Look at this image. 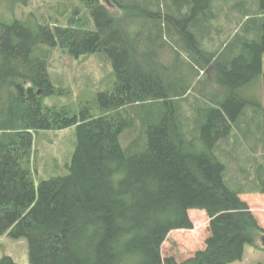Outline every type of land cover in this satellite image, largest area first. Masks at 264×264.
<instances>
[{
	"label": "trees",
	"instance_id": "1",
	"mask_svg": "<svg viewBox=\"0 0 264 264\" xmlns=\"http://www.w3.org/2000/svg\"><path fill=\"white\" fill-rule=\"evenodd\" d=\"M62 1L77 5L66 27L0 13V235L25 238L29 264L243 261L264 236L241 199L264 195V108L244 91L264 76V0ZM52 50L104 59L112 88L78 109L49 105L65 94ZM70 129V172L35 179L37 142ZM191 210L209 216L205 249L164 258L171 232L194 229Z\"/></svg>",
	"mask_w": 264,
	"mask_h": 264
},
{
	"label": "rangeland",
	"instance_id": "2",
	"mask_svg": "<svg viewBox=\"0 0 264 264\" xmlns=\"http://www.w3.org/2000/svg\"><path fill=\"white\" fill-rule=\"evenodd\" d=\"M17 1L20 0H2L0 13L8 18L6 19L8 24H12L15 19H18L28 23L32 29L36 27L42 16L49 20V15L58 19L59 23L66 27L68 15L72 14V8L76 5L62 0H32L27 5ZM111 9L114 13H118L115 8ZM55 21L53 20L54 24ZM166 60L169 59L166 58ZM49 65L54 81L57 85L65 88L64 95L47 100L49 105L70 104L78 109L80 104L92 100L96 91L111 89L115 81L110 66L104 62V59L97 56L74 60L60 50H52ZM207 74V72L202 71V79ZM244 91L251 107L264 108V76L249 85ZM192 103L193 99L191 105L182 103L183 110L188 114L191 112ZM47 135L49 137L43 136V141L37 142L36 145L38 154L36 153L35 164H37L38 172L34 173L35 179L46 180L54 176L67 175L70 172L69 167L76 152L77 129L53 132ZM130 137L128 134L125 135V141ZM241 138L244 139L242 136ZM236 157L239 159V163L236 165L247 169L249 162L240 150H238ZM225 160L231 164L232 172L239 173V166L237 167L230 158ZM243 184L246 188L249 186L246 182ZM241 199L248 203L260 226L264 229V195L245 194L241 195ZM189 216L194 229L171 232L163 245L164 258L174 256L182 262L193 257L198 251L205 249L206 240L210 234L209 216L206 211L202 210H191ZM4 256L12 257L18 264H29L28 241L25 238L12 239L6 234L0 235V259ZM232 264H264V236L259 235L257 237V245H247L243 261Z\"/></svg>",
	"mask_w": 264,
	"mask_h": 264
}]
</instances>
